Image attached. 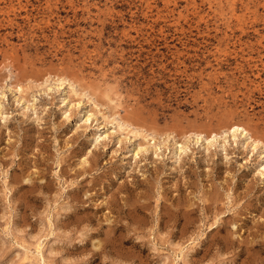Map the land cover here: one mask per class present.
Here are the masks:
<instances>
[{"label": "rangeland", "instance_id": "rangeland-1", "mask_svg": "<svg viewBox=\"0 0 264 264\" xmlns=\"http://www.w3.org/2000/svg\"><path fill=\"white\" fill-rule=\"evenodd\" d=\"M263 168L264 0H0V264H264Z\"/></svg>", "mask_w": 264, "mask_h": 264}, {"label": "bare ground", "instance_id": "bare-ground-1", "mask_svg": "<svg viewBox=\"0 0 264 264\" xmlns=\"http://www.w3.org/2000/svg\"><path fill=\"white\" fill-rule=\"evenodd\" d=\"M227 131H232V132H228V133H240L239 135H241L242 137H248L249 133L246 130L245 127H243L242 125H231L228 127ZM198 136V135H197ZM249 139H251V137L249 136ZM208 143V142H207ZM182 147H180L181 149ZM264 169V168H263Z\"/></svg>", "mask_w": 264, "mask_h": 264}]
</instances>
